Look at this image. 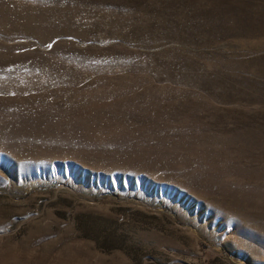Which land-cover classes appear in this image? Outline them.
Instances as JSON below:
<instances>
[{"label":"rangeland","instance_id":"1","mask_svg":"<svg viewBox=\"0 0 264 264\" xmlns=\"http://www.w3.org/2000/svg\"><path fill=\"white\" fill-rule=\"evenodd\" d=\"M0 264H264V0H0Z\"/></svg>","mask_w":264,"mask_h":264}]
</instances>
